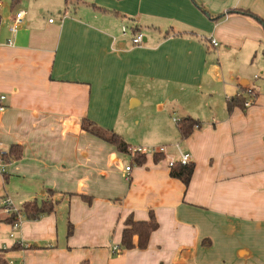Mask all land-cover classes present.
<instances>
[{"label":"crops","instance_id":"0c3cea01","mask_svg":"<svg viewBox=\"0 0 264 264\" xmlns=\"http://www.w3.org/2000/svg\"><path fill=\"white\" fill-rule=\"evenodd\" d=\"M16 4L0 3V257L264 264V29L239 13L264 21V0ZM18 12L25 16L11 33ZM249 88L250 107L228 108ZM173 118L193 120L189 137L181 140ZM96 129L129 151L164 150L135 161ZM11 147L17 159H7ZM184 153L194 166L188 185L170 175ZM34 202H53V211L29 220ZM150 212L158 228L147 247L123 249L124 221Z\"/></svg>","mask_w":264,"mask_h":264},{"label":"trees","instance_id":"16d2710c","mask_svg":"<svg viewBox=\"0 0 264 264\" xmlns=\"http://www.w3.org/2000/svg\"><path fill=\"white\" fill-rule=\"evenodd\" d=\"M20 0H11V4L15 5ZM240 14L245 15L247 17L252 18L255 20L263 29H264V21L261 20L256 15L247 12V11H239ZM245 102V96L244 92H240L239 95H237L235 98L231 99L228 103V108H231L233 106H244ZM177 128L179 131V135L181 140L186 139L191 134L194 122L193 120L189 118H184L182 120H179L177 123ZM86 129V128H85ZM93 133H95V136L100 137L101 139L114 144L117 149L125 154H129V148L128 145L124 142V140L117 134L113 132H105L103 134V131L101 130H94ZM17 148H10L8 152L7 159H17L19 157V152H16ZM158 154L161 153H154L153 156H155V159H157ZM144 155V154H141ZM134 156V157H133ZM133 158L135 161H142L143 157L138 156L136 153L133 154ZM6 155L0 154V159L5 160ZM171 169V177L181 180L185 185H188L194 166L189 163L188 165H181L178 162H173ZM54 203L53 202H41L40 204H37V202L26 204V208L24 209L25 215L29 220H35L39 218L41 215L50 214L53 211ZM11 223L15 222V217L13 215L10 217V219H6L5 221H9ZM124 230L122 232L121 237V247L126 250H131L134 248L143 250L147 247L150 235L153 231H155L158 228V223L155 220V217L152 212L149 213V220L148 221H134L132 217H128L124 221ZM70 229L68 231V235L70 234ZM134 238H136V242L134 243ZM0 264H7L1 257H0ZM80 264H88L87 261H84Z\"/></svg>","mask_w":264,"mask_h":264},{"label":"built area","instance_id":"2783aa9c","mask_svg":"<svg viewBox=\"0 0 264 264\" xmlns=\"http://www.w3.org/2000/svg\"><path fill=\"white\" fill-rule=\"evenodd\" d=\"M25 14L24 12H18L15 14V18L14 21L10 27V32L11 33H15L19 28L20 25L23 22V18H24ZM49 22L51 23L52 20H49ZM122 33L126 34L127 33V28L126 27H122ZM143 42V36L141 34H136L132 37V43L133 45L139 46L141 43ZM209 43L212 46V48H217L219 43L215 38H210L209 39ZM10 44V42H9ZM246 94L248 95V99L245 100L244 102V107H250L254 101H255V94L253 92V90L251 88L246 90ZM5 101H6V96L3 94H0V112H2L5 109ZM173 122L177 123L178 120L176 118H173ZM154 151H150V150H143L141 148L138 149H133L130 150L129 153L130 154H154V153H162L164 148H158V149H153ZM178 163H180L181 165L185 166L188 165L189 163H191V158L190 155L188 153H184L181 157V159L178 161ZM173 164V162L169 163V167H171ZM125 171L128 173L130 171V167H126ZM4 172V164L3 161L0 159V174H3ZM9 201H4L3 205L5 206L6 210L9 211ZM18 226L17 223H15L13 225V228H16ZM113 253H117L119 252V248L114 247L112 248Z\"/></svg>","mask_w":264,"mask_h":264},{"label":"rangeland","instance_id":"374dc122","mask_svg":"<svg viewBox=\"0 0 264 264\" xmlns=\"http://www.w3.org/2000/svg\"><path fill=\"white\" fill-rule=\"evenodd\" d=\"M0 3H1L4 7L10 9V0H0ZM17 6H18V4L13 5L12 8H13V7L17 8ZM52 17H53V16H52ZM263 59H264V58H263ZM260 77L263 78V77H264V74H263L262 76H260ZM141 149H143V150L154 151L153 149H155V148H141Z\"/></svg>","mask_w":264,"mask_h":264}]
</instances>
